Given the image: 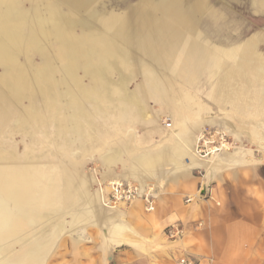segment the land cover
Instances as JSON below:
<instances>
[{
    "label": "bare ground",
    "instance_id": "6f19581e",
    "mask_svg": "<svg viewBox=\"0 0 264 264\" xmlns=\"http://www.w3.org/2000/svg\"><path fill=\"white\" fill-rule=\"evenodd\" d=\"M24 1L0 0V96H6L3 94L6 90L7 94H11L20 104L21 109L19 107V110L17 107L14 109L16 114L14 125L19 131L32 128L35 133L39 130L41 132L42 129L44 136L42 135L41 141L44 139L43 142H47L49 147H52L51 144L54 146L53 149L70 147V142L75 143L88 137L87 119L94 114H97L98 118L105 114L114 116L120 124L131 121L136 115L141 118L147 116L143 93L148 87L140 86L141 88L134 93L126 90V82L133 76L140 75L155 85L158 91L157 98L168 100V103H171L175 93L180 91L172 84L167 85L164 82L166 77L160 68L148 59L151 58L149 53L155 52L162 43L170 39L171 35H177L180 27L185 25L184 0H143L140 3L138 0L120 10H117L118 8L105 10L104 7L110 4L103 0H30L31 6L28 8L23 7ZM179 4L181 8L178 7ZM204 4L205 0L198 3L199 6ZM82 14L85 16L82 17ZM91 19L96 20L101 26L94 27ZM76 24L82 27L80 34L73 30ZM183 41L187 44L185 42L182 44L185 43L187 46L180 48L178 42L169 53L171 57L167 56L160 62L161 66L174 68L178 72L180 65H187L197 56L202 48V42L194 27ZM20 53L24 54L23 63L19 62ZM34 53L41 57V65H35V60H32L31 55ZM228 53L232 57H237L236 50ZM114 73H118V79L114 78ZM152 75L155 79L157 76L158 84L162 83L159 84L160 87L157 86L155 79L151 82ZM83 76L87 77V81L89 78L90 83L85 85L82 81ZM152 89L154 90L153 87ZM24 99L29 100L28 106L22 104ZM103 107L106 108L105 111ZM178 108V114L173 113L174 120L176 115L177 118L182 116L180 106ZM225 122L220 120L218 124L220 128H212L214 133L210 137L202 129L197 135L195 147L188 139L190 141H187V148L180 145L161 146L162 148L157 151L148 150L132 154L133 150L124 143L122 146L121 142L120 147L105 150L102 155L104 166L110 170L117 163H124L130 153L134 155L127 169L125 164L123 165L124 177L138 181L135 183L139 186L140 193L147 192L153 198L155 207V188L150 184L143 185L150 182L151 178L160 180V184L164 185L168 173L180 171L183 167L197 165L211 171L236 162L235 156L229 152L237 149L238 145L224 127ZM49 133L57 136V140L54 136L55 142L49 141L53 140L48 136ZM200 145L207 146L206 154L199 155ZM71 155L77 156L79 152L75 150ZM43 156L29 154L30 159H22L13 149H8L0 157V203H2L0 238L4 237L0 243V253L5 247L8 249V243L12 240H18L23 244L28 230L36 237L29 241L31 249H28L27 245L23 254L18 252L7 259H2L1 256L0 264L44 262L57 233L54 237L50 236L53 230L48 229L40 234L33 230L41 223L44 224L41 226L45 230L47 227L45 222L49 223L56 217L62 219L57 225L58 229L66 228L64 218L61 216L65 214L66 209L50 208L52 201L57 199L55 196L52 197L55 190L63 195L62 202L69 204L72 197L76 198L77 202H71L73 206L69 209H76L74 215H71L75 225L93 221L98 224L99 222L109 224L107 236L111 240L127 239L126 236L132 234L128 222L123 221L116 208L120 205H132L138 200H142L146 207L142 198L107 208L102 204L105 196H102L101 191L92 188L90 186L92 182L85 180L78 171L68 169L62 159H59L58 163L62 183H55L54 175L50 174V167L40 165L39 161ZM168 165L171 167L168 168ZM108 177L112 178L109 181L129 180L113 179L111 175ZM189 198L188 200L192 199ZM152 210L154 208L150 211ZM117 219L120 222L115 223ZM180 233L181 231L175 232L169 237H177Z\"/></svg>",
    "mask_w": 264,
    "mask_h": 264
},
{
    "label": "rangeland",
    "instance_id": "374dc122",
    "mask_svg": "<svg viewBox=\"0 0 264 264\" xmlns=\"http://www.w3.org/2000/svg\"><path fill=\"white\" fill-rule=\"evenodd\" d=\"M103 1H106L108 4H110L108 7L106 6L104 7L105 10L107 9L116 10V8H118L117 10H120L124 8V6H128L129 4L130 5L134 4L138 0H134V1L130 0L129 4H127V1H124L121 3L123 7H121V5L118 4L121 8L118 5H116L115 0H103ZM111 1L112 2L114 1V3H112ZM142 1L143 0H140L139 3ZM185 1H186L185 5H188V8H190V5H192L193 0H185ZM201 2L202 0L199 2L196 1V5H198V3ZM205 3L206 4L202 6L198 5L197 9L205 10L211 7V9L227 12L229 18L234 17L232 23L227 22L225 26L222 23H218V25L215 26V28L220 30L223 34L236 35L237 33L241 32L244 35H248L256 28L264 30V16L260 15L258 12L251 14L246 12H241V10H243L245 7L240 8L237 6V3L235 5V3L230 2V0H205ZM29 6H31L30 0H25L23 3V7L28 8ZM178 7H180V4ZM235 10L238 11L239 13H236ZM84 16L85 15L82 14V17ZM92 20L93 19H91L90 21ZM184 20H185L184 23L185 25L180 27V31L177 35L175 34L171 35L170 39H168L167 42L162 43L155 52L149 53L151 55V58L148 59V61L151 62L153 65L158 66L160 68L159 70H161L162 74L165 77L176 73L177 70H175L174 68L169 69L163 67L161 66L160 62L163 60V58L167 56L171 57L169 53L178 42H180V48L181 47L184 48L185 46H187L185 45L186 41L183 40L186 34H188L192 30L193 26H191L188 18H184ZM91 24H93V26L96 28L101 26L100 23H98L96 20H93ZM81 28L82 27L80 26V24H76L73 30L75 33L80 34L82 32ZM182 42L185 43L182 44ZM185 49H187V47ZM146 56H148V54ZM31 58L33 61L35 60L34 61L35 65L38 64L41 65V57L37 53L32 54ZM24 59H25L24 54L20 53L19 62L21 63L25 62ZM183 66L186 67L187 65H180V67ZM145 69L146 68H143V70ZM118 77H119L118 73H114V78L118 79ZM178 77H180V71ZM154 79L155 77L152 75V77L150 78L151 82L154 81ZM168 79H170V77ZM168 79L166 78L165 81H167ZM82 81L85 85L87 83H90L89 78L87 81V77L84 76L82 78ZM155 82L156 84H158L157 76ZM168 82L169 81L165 83L167 85L174 84L175 88H178L180 86V84H178L180 83V81L174 83L173 82L168 83ZM159 84L162 83L159 82ZM159 84L157 85L158 87H160ZM140 86L142 88L148 87L150 89L149 90L148 88H146L145 93H143L144 94L143 104H145L144 107L147 111L146 117L141 118V116L136 115L131 121L126 122L125 124H120L117 118L114 116L105 114L104 116L101 115V117L98 118V115L94 114L93 116L87 119L89 121L88 122L89 125L87 126L88 137L76 141L75 142L76 144L70 142V147L69 146H66L65 148L57 147V149H53L54 146L52 144L50 145L52 147H49V144L47 142L45 143L43 142L44 139L43 141H41L44 136L43 134L44 131H42V129L41 132L39 130L38 131L39 133L38 132L34 133L32 131V128L31 130L29 129L26 131H19L17 128H15L14 123L16 116L14 115L16 114L14 112V109L17 107L16 109L19 110L20 104H18V102L14 100L11 94H7L6 90H4L3 94H6L7 98L5 95L0 96V157L3 156L8 151V149H13L17 153V155L22 159L29 158V154L30 155L32 154L34 156L44 155L43 159L39 161L40 165L50 167V174L52 176L54 175L55 183L56 182L62 183L61 178L59 177L60 175L58 168L59 159L60 160L62 159L61 161L64 160L63 163L67 165L68 169L78 171L80 175L85 177V180H90L92 182L90 186H92V188L96 190L97 189L99 190V188H97L99 182H107L112 179L109 178L108 175L113 176V179L115 178L123 179V180L129 179L128 182L138 183V181L136 180H133L131 178L125 179L124 177L125 168L123 167L125 166L127 169V166L129 165V161L134 156L131 155V153L136 154L140 152H146L148 150L149 151L153 150L156 148L153 147V145L157 141H159L160 139H164L165 137L173 138L174 143L176 140L178 139L180 140V134H178V131H176V129L174 130V128L176 127L175 125H173L174 118H172V116L169 115L170 112L166 111L164 108V105H166L167 103H163L162 102L163 99L160 100L159 97L157 98L158 91L155 85L153 86L152 83H150L140 75L133 76L131 80L126 82V90L131 93L138 91L139 88H141ZM152 87L154 88V90L152 89ZM29 103H30L29 100L24 99L22 104L28 106ZM15 104L18 105L16 106ZM102 109L103 111L106 110V108L104 107ZM203 116H207V114ZM203 116L198 115L194 117L192 120L199 121ZM154 119L156 122L154 121ZM168 122L171 123L172 125L167 126L166 123ZM212 128L215 127H210L207 124H204L202 129H204L207 135L212 136V134L214 133ZM168 131L170 132L169 134L167 133ZM48 136H51L53 139V140L49 139V141H51L52 143L55 142L54 134L49 133ZM55 137L57 140V136ZM120 143L121 145L123 143L124 145L125 144L128 145L133 150V152L129 154V157L128 156L126 157L124 163L123 162L117 163L116 165L112 166L110 170H108L104 166L103 163L104 160L102 159V155L105 153V150H107L108 148L120 147L119 146ZM38 146H40V148ZM72 147L73 149H71ZM31 150L32 152H30ZM75 150L79 152V155L77 156L71 155V153L75 152ZM53 154H56L55 157L52 156ZM64 154H66L65 155L66 157L64 156ZM55 162L57 164H55ZM170 167L171 166H168V168ZM119 173L121 175H119ZM204 174L205 172L203 170L193 168L190 170V174L188 176L182 177L177 185L172 184L168 188L166 193H164L163 195L166 198V203L170 204L173 207V209L166 210L170 212L169 213L170 216L167 217L165 213L161 214L162 213L160 208L161 206L160 203L158 204L157 210L158 211L160 210L159 211L160 214L158 215V222H157L158 225H149V224L143 225L135 217H131V216L128 217V220L130 221V224L133 227V233L130 236L128 235V237L126 236L127 239L125 241H122L118 244L113 242L111 244V249L108 253V256L103 255L99 251V246L104 242L103 234L105 233V229H107V226L103 225V223L100 222L98 224L95 221H93L92 223L83 222L81 224L75 225V222L72 221V216L76 212V209L75 208H72L71 210L69 209L71 208V206H73L72 203L77 202L76 198L72 197L70 199L71 201L69 200V204L62 202L64 198L63 195L60 193V191L55 190L54 193H52L53 194L52 197L55 196V198L57 199L56 200L54 199V201H52L53 204L52 207L50 208L62 207V210L66 209V212H64L66 215L65 214L61 215L62 218H64L63 221H65L64 223L66 224V228L64 230L58 229L57 225L62 221V219H60L61 217H56L50 220L49 223L46 221L45 226L47 227L45 228V230H43L44 229L43 223L35 227V230L33 231L39 232V234L48 229L53 230L50 233V236L52 235L55 237L57 233V236L55 237L54 242L50 247V250L47 251L46 258L44 262H42V264H120L119 263L120 260L117 262L114 261L113 258L118 253L122 254V251H123V255L126 256V258L124 259L126 261V264H148V263L174 264L175 258L178 257L180 254L194 255V256L196 255L199 257L211 256V254L207 250L204 249H201L200 251L197 250V248L199 247L206 246L207 237L198 238L191 236H187V237L177 236L168 239L166 236H163V238H165L164 240L163 238L159 239V237H153V235H150L148 233L145 234L146 230L149 232V230H153V229L155 230L159 228L161 225H163L166 232L169 227L175 226L176 228L180 229V231L195 230L206 233L214 224L213 218L215 215L213 216L214 213L213 211L222 210V213L226 210L228 211V208L231 207L230 205L231 201H236L238 203L248 202L251 200L258 201L261 204V211L262 212L264 211V174L257 176L254 175V177H252V174L249 175L247 174L246 171H242L239 172V175L235 179L232 178L230 179V175H228V177L226 178L229 181L228 188L226 187V185L224 184L222 185V183H219L216 180H212L209 183H205L206 180ZM105 177L108 178L106 179ZM152 186L156 190V197H157L158 187L154 184H152ZM196 190L201 191L199 199H197L195 202L188 200L190 199L189 197L192 195V193ZM217 200L221 202L220 205L217 204L216 202ZM1 204L2 203H0V205ZM131 206L132 205H120L117 208L129 209ZM238 212L240 211L238 210ZM172 218H174L173 222H168V220L169 219L171 220ZM70 230L73 232H71ZM29 232L30 230L27 231V235L25 236L26 238L23 236L24 237L23 244L19 243L18 240L10 241L8 243V249L5 247L4 249L1 250L0 257L3 256L2 259L3 258L7 259L10 257V255L16 254L18 252H21L23 254L25 252L23 250L27 248V245H28V249H31V246L29 245V241L31 242L36 237L35 236L33 237L32 232L30 233ZM2 239H4V237L0 238V243H2ZM77 240L80 241V243L76 247L74 244L75 241ZM194 249L197 251H195ZM50 252L51 255L50 257H48ZM108 257L110 259H108Z\"/></svg>",
    "mask_w": 264,
    "mask_h": 264
},
{
    "label": "crops",
    "instance_id": "0c3cea01",
    "mask_svg": "<svg viewBox=\"0 0 264 264\" xmlns=\"http://www.w3.org/2000/svg\"><path fill=\"white\" fill-rule=\"evenodd\" d=\"M196 1L193 0L192 5L188 8L184 0L183 14L185 18H188L191 26L197 30L202 48L186 67H180V77H178L179 71L166 77L167 79L170 77L167 80L169 82L180 81L178 83L180 86L177 87L181 92H176L175 96H172L174 99L171 97V103H168V100L162 101L167 103L164 108L170 112L169 115L172 118H174L173 113L178 114L180 106V116H182L177 118L176 115L178 122L174 120L173 123L176 126L174 130L176 129L180 134V140L178 139L174 143L173 138L160 139L153 145L156 147L153 151L160 150L163 146L174 145L187 148L190 140L195 147L197 135L203 125L218 127L221 120V122L226 121L224 127L228 129L230 136L239 145V148L229 152L235 156L236 162L225 164V167L211 171L197 165L183 167L180 171L168 173L167 182L165 180L164 185L160 184V180L151 178L150 182L143 185H158L154 210L146 211L142 200L135 201L129 209L116 208L123 221L128 222L132 233L133 227L128 220L130 216L135 217L143 225H158L160 210L158 211L157 207L159 203L161 214L165 213L167 217L170 216V212L166 210H172L173 207L166 203L163 194L172 184L177 185L182 177L188 176L193 168L205 172V183L216 180L222 185H226L227 188L229 187V181L226 179L228 175H230V179H235L242 171H246L249 175L252 174V177L264 174V30L256 28L248 35L241 32L236 35L223 34L215 26L218 23H222L224 26L227 22L232 23L234 17L229 18L227 12L211 9V7L199 10ZM230 2L235 5L237 3L240 8L245 7V10L240 9L241 12L249 14L258 12L264 16L263 0H230ZM236 13L239 12L236 11ZM233 50L237 51V57H232L228 53ZM167 81L165 82L167 83ZM205 114L207 116H203ZM198 115L203 117L199 121L192 120ZM200 194V190L194 191L190 196L192 197L190 201L195 202L199 199ZM216 202L218 205L221 204L218 200ZM230 205L228 211L223 213L222 210L213 211L214 224L208 232L183 230L178 236L207 237L206 246L199 247L197 250H207L215 258L214 264H264V211H261L260 202L254 200L240 203L231 201ZM173 219H169L168 222H173ZM114 222L118 223L120 220L117 219ZM103 225L110 226L109 224ZM107 232L108 228L103 234L104 242L99 246V251L105 256H108L113 242L118 244L126 240L125 238L111 240L107 236ZM147 233L153 237H159V239L163 236L171 238L163 225L155 230H149V232L146 230L145 234ZM163 239L165 240V238ZM79 243L80 241L77 240L74 245L77 247ZM50 255L51 252L48 257ZM125 258L122 251V254H116L113 259L117 262L120 260V264H126ZM108 259L110 258L108 257Z\"/></svg>",
    "mask_w": 264,
    "mask_h": 264
},
{
    "label": "built area",
    "instance_id": "2783aa9c",
    "mask_svg": "<svg viewBox=\"0 0 264 264\" xmlns=\"http://www.w3.org/2000/svg\"><path fill=\"white\" fill-rule=\"evenodd\" d=\"M167 124H170L169 122ZM169 126V125H168ZM210 137V135H207ZM199 155L206 154L207 146L200 145ZM98 188L101 190L103 197V204L109 208L116 207L121 202L131 203L137 198H142L145 201V208L147 211H150L154 208V200L147 192L140 193L139 186L135 182H127V181H109L107 182H99ZM180 231V229L175 226H171L167 229V234L172 235L175 232ZM175 237V236H174ZM171 237V238H174ZM215 258L213 256H206L195 258L191 255L181 254L174 260V264H214Z\"/></svg>",
    "mask_w": 264,
    "mask_h": 264
},
{
    "label": "water",
    "instance_id": "95a60500",
    "mask_svg": "<svg viewBox=\"0 0 264 264\" xmlns=\"http://www.w3.org/2000/svg\"><path fill=\"white\" fill-rule=\"evenodd\" d=\"M115 1H116V5L120 4L121 7H123V5L121 4L122 2L127 1V4H129V2H130V0H120V1L115 0ZM132 1H134V0H132ZM111 2H112V1H111ZM112 3H114V1H113ZM118 6H119V5H118ZM119 7H120V6H119Z\"/></svg>",
    "mask_w": 264,
    "mask_h": 264
}]
</instances>
